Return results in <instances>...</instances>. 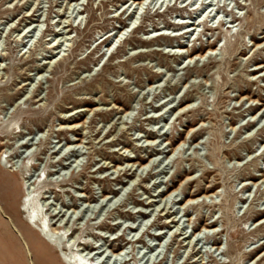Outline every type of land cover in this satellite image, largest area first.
Here are the masks:
<instances>
[{
    "label": "rangeland",
    "instance_id": "1",
    "mask_svg": "<svg viewBox=\"0 0 264 264\" xmlns=\"http://www.w3.org/2000/svg\"><path fill=\"white\" fill-rule=\"evenodd\" d=\"M134 1L0 0V264H264V0Z\"/></svg>",
    "mask_w": 264,
    "mask_h": 264
},
{
    "label": "bare ground",
    "instance_id": "2",
    "mask_svg": "<svg viewBox=\"0 0 264 264\" xmlns=\"http://www.w3.org/2000/svg\"><path fill=\"white\" fill-rule=\"evenodd\" d=\"M132 4H136L137 5V9H139V8H144L145 7V5L147 4V0H139V1H134ZM149 4H152V1L149 3ZM198 9V8H197ZM129 10V9H128ZM37 11V10H36ZM32 14V13H31ZM32 17L33 16H35L34 14H32L31 15ZM186 20V19H185ZM188 21V20H187ZM189 22V21H188ZM195 25V24H194ZM184 26V25H183ZM28 27H30V26H28ZM128 27V25L125 27V28H127ZM124 28V29H125ZM192 28V27H191ZM29 29V28H28ZM189 29V28H188ZM33 31V30H32ZM186 32V31H185ZM28 33V32H27ZM121 34V33H120ZM185 34V33H184ZM183 35V34H182ZM180 37V36H179ZM111 38V36L109 35V37L108 38H106V39H104L101 43H99V45L97 46V47H99L100 45H102V44H104L105 42H107L109 39ZM51 44V43H50ZM209 45H211V44H209ZM259 47V46H258ZM54 49H55V47H53ZM211 49V48H210ZM180 51V50H179ZM183 51V50H182ZM211 51V50H210ZM209 51V52H210ZM187 52H189V50H187ZM183 53V52H182ZM211 53H213L212 51H211ZM196 57H199V58H202L203 56L200 54V53H197L196 54ZM192 60V59H191ZM46 63V62H45ZM49 64V63H48ZM2 65V64H1ZM0 65V66H1ZM43 67V66H42ZM260 67H262V65L261 66H258V67H256L255 69H260ZM254 78V77H253ZM25 85H27V84H25ZM25 87V86H24ZM24 87H22V89H24ZM21 88V87H20ZM31 98V97H30ZM39 99V98H38ZM28 100H29V98H28ZM35 101H40V100H35ZM182 103V102H181ZM190 105L191 104H187L185 107H183L182 109H188L189 107H190ZM125 115V114H124ZM67 117V116H66ZM69 126V125H68ZM79 125H78V123H70V127H69V129H71V130H73L74 132L75 131H77V127H78ZM79 130V129H78ZM152 134V133H151ZM76 139H78V138H76ZM153 142H156V141H153ZM25 143V142H24ZM72 146V145H71ZM77 147V146H76ZM75 147V148H76ZM62 153V152H61ZM152 155V154H151ZM138 158V157H137ZM152 162V161H151ZM130 163V162H129ZM137 164V162H135V163H132L131 165L130 164H128V167H129V165H130V167L131 168H129V169H127L126 168V171L127 170H132V168L135 166ZM141 165H143L142 163H138V166H141ZM119 168H121V167H119ZM124 168V167H123ZM118 169V168H117ZM122 169V168H121ZM134 169V168H133ZM119 172V171H118ZM194 177V176H193ZM2 181V184H3V186H4V189L6 188V186H7V184H6V181L4 180V178L3 179H1ZM137 183V182H136ZM8 190H9V188H8ZM168 190V189H167ZM160 191V190H159ZM176 192V191H175ZM162 193V196H163V201H164V198L165 199H168L169 197L171 198V196H172V194H171V196H170V193H168V194H163L164 192L162 191L161 192ZM191 196H194V194H191ZM197 196V195H196ZM205 196V195H204ZM107 198H108V196H106ZM109 197H110V195H109ZM169 198V199H170ZM194 197H192L191 199H193ZM196 198V197H195ZM191 199H189L190 200V202H191ZM198 199V198H197ZM197 199H194L193 201H197ZM200 199H201V197H200ZM151 201V200H150ZM155 201V200H154ZM192 201V202H193ZM168 202V201H167ZM153 203V202H152ZM152 203H150V205L152 204ZM189 203V202H188ZM23 204H24V207H27L28 209H30L31 207L33 208V210H34V207H35V205H34V203H33V201L31 200V199H28V200H24V202H23ZM186 205V204H185ZM156 209V208H155ZM166 208H164V210H165ZM35 211V210H34ZM60 211H62V209L60 210ZM155 211H157V209L155 210ZM55 212V211H54ZM59 212V211H58ZM57 212V213H58ZM63 212V211H62ZM53 213V212H52ZM54 214V213H53ZM65 214V213H64ZM169 214V212H167V214L166 215H168ZM59 215V214H58ZM33 215L31 214L30 215V218L31 219H33ZM61 217V216H60ZM59 218V217H58ZM178 219V218H177ZM52 221H53V219H52ZM29 222V224L31 223V221L29 220L28 221ZM33 222H36V223H39L40 221H38V220H36V219H33ZM166 223H168V224H170V223H175L176 225H175V227H177V232H175L174 233V235L175 236H185L186 234L185 233H183V232H180V230H179V225H178V221L176 220V217H171V216H169V217H167V219H166ZM213 223L214 222H211L210 223V226H211V228L212 229H214V227H212L213 226ZM54 225V224H53ZM18 229V228H17ZM54 229V232L55 233H58V229L59 228H57V227H55V228H53ZM208 229H210L209 227H205V229L204 230H206V231H208ZM19 230V229H18ZM173 230V229H172ZM214 230H216V229H214ZM214 230H209V231H214ZM20 231V230H19ZM40 231H41V234L42 235H44V236H46V233H45V229L43 228V227H41L40 228ZM21 232V235L23 236V239H24V241H25V243H26V245L28 246V248H29V253L31 254V250H30V246H29V242L27 241V239H26V237H25V235L22 233V231H20ZM174 232V231H173ZM173 232H171L172 233V236H173ZM179 232V233H178ZM161 233H163V231L161 232ZM160 232H159V236H162V234H161ZM174 236V237H175ZM188 238H190V237H184L183 239H184V241L186 242V239H188ZM75 240V239H74ZM194 241V240H193ZM193 241L192 240H190L189 242H188V244L187 245H190L191 246V244L193 243ZM16 243V242H15ZM17 244V243H16ZM84 247L86 248V249H90L91 247H93V245L91 244V243H88V242H85L84 243ZM101 245V244H100ZM127 245V244H126ZM126 245H124V247H122L121 249H119L117 252H115L113 255H115L116 257H121V264H126L127 263V259H126V257H127V254H128V252H126L125 251V249H126ZM189 248V247H188ZM194 248V247H193ZM190 249V248H189ZM93 250V249H92ZM101 250H102V248L101 247H98V248H95L94 249V252H96L97 254L98 253H101ZM186 250V249H185ZM191 250V249H190ZM103 252H105V251H102V253ZM20 253V257H21V259H22V255H23V252H19ZM33 256V255H32ZM116 259V258H115ZM118 260V259H117ZM124 260V262H122ZM203 261V260H202ZM66 262H67V264H89L88 262H82V261H79L76 257H71V258H67L66 259ZM24 264V262H23V260H18V264ZM202 263V262H201ZM200 263V264H201ZM31 264H36L35 263V261H34V258L32 257V263ZM119 264H120V262H119Z\"/></svg>",
    "mask_w": 264,
    "mask_h": 264
}]
</instances>
